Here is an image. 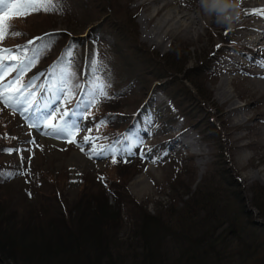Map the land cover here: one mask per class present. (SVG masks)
I'll list each match as a JSON object with an SVG mask.
<instances>
[{"label": "rangeland", "instance_id": "374dc122", "mask_svg": "<svg viewBox=\"0 0 264 264\" xmlns=\"http://www.w3.org/2000/svg\"><path fill=\"white\" fill-rule=\"evenodd\" d=\"M195 1L115 0L117 8L123 6L130 12L136 36L132 35L127 27L122 29L117 27L116 24L120 22V19H113L108 14L98 16L99 19L91 27L82 24L74 26V20L81 22L83 16L86 22L93 18L88 14L91 5H95L100 11H107L102 0H63V14L48 15L53 31L65 32L68 36L76 29L75 36L69 43L74 45L76 61L83 63L87 57L95 54L96 58L103 62L107 78L111 82L108 93L115 95L114 92H116V95L120 94V97L126 101L122 111L126 115L127 124L130 123V128L129 131H123L122 135L114 141L119 147L114 156L117 164H129L134 159H139L143 168L138 174L139 182L131 179L127 185V192L135 205L129 208L121 204V210H119L121 225L115 232L117 246L125 247L127 243L137 242L134 223L142 214L134 212L132 216V209L140 208L148 215L156 212L165 215V210L173 200L176 201L177 209L182 207V201L186 197L183 196L180 199L178 195L170 193L168 188V183L171 182L170 179L179 165L177 161L186 166L187 172L191 174L190 192L194 191L204 179L215 183L222 176L221 180L231 185L228 189L230 194L233 193L232 191H239L238 196L243 200L245 210L250 212V218L257 225L253 226V232L259 237H261L260 233L264 234V222L258 218V212L251 207L250 202L253 190L256 187H264V87L257 88L256 84L246 79L241 69L235 67L230 60L236 53L229 45L231 35L227 28L220 29L218 26L203 28L202 36L197 41L176 34L165 40L161 46L151 42L150 38L145 36V33L165 16L167 8L192 13L189 8ZM257 1L261 2V0ZM66 12L72 16L70 20L65 19ZM194 12V16H198L206 23L204 8ZM151 14H158V16L150 21ZM176 15H180L178 11ZM143 17L147 18L144 22ZM16 19L13 17L11 20ZM226 32L227 35H225ZM27 39L24 45H27ZM170 49H173L178 56H185L189 60L186 67L193 62L194 64L202 63L201 74L205 77L203 90L209 97V100L205 102L212 110L205 111L197 108L196 102L201 100L187 82L183 83L180 74L167 77L169 72L164 68L161 69L163 64L158 58ZM248 53L250 56L261 57L264 55V50L252 47ZM205 57L206 60H204ZM252 69L260 68L252 67ZM30 71L25 77L26 80L43 74ZM78 71L82 72V68ZM160 72L164 76L163 81H170L168 85L163 86L164 91L154 88V84L158 83L153 77L161 74ZM42 78L43 75L37 81L38 84L43 82ZM223 78L231 100L243 110L241 116L244 118V124L233 126L224 116L228 102L222 103L216 98L219 96L218 83L221 84ZM57 86L60 87L59 83ZM49 90L43 95L39 94L38 100L41 105L48 102L52 96L58 95L51 87ZM185 90L192 95L191 100L195 103L193 109L185 110V113H188L187 117L182 113L173 117L169 100L178 91L175 93L178 97L175 98L181 101L180 106H185L189 98ZM108 101L107 99L105 102ZM74 105V101L68 104L74 111H79ZM58 106L59 104H54L46 111L51 112L53 107ZM99 106L100 104L91 110V116L77 120L81 130L76 136L70 138L74 142L68 143L64 137L57 139L44 135L47 129L43 127L30 128L28 125L32 123L31 119L26 120L0 104V121L1 119L5 121V127L0 132V145L6 142L4 150L19 148L26 158L21 168L20 155L15 151L12 154L5 151L0 169L3 172L27 169L28 172L27 175H16L2 180L0 217L12 212L15 213L16 221H22L25 217L24 213L30 211L28 206L35 205L42 194L46 196L51 190L50 181H53L55 176L62 179L57 187H62L63 197L72 206L76 201L81 176L105 177V173L111 168L113 156L108 151V142L102 138L103 133L96 127V122L100 119L97 112ZM42 111L45 110L42 108ZM189 115L194 116L195 122L191 124L193 125V130H190L191 137L195 143L197 142V147L204 150L199 156L192 153L190 149L173 145L178 137L189 132L184 128L186 125L183 127L181 124L183 122L189 126L188 122L192 121ZM198 120L202 122L198 123ZM88 129L91 131H87ZM3 133L7 134V137H4ZM85 135L93 138L91 144L83 142ZM43 138L48 140H42ZM30 140L35 143H28ZM93 147L97 153L103 149V153L93 155L91 153ZM81 148L84 149L83 152ZM222 170L223 175H221ZM251 174H255L262 180L250 179ZM108 203L112 204V201Z\"/></svg>", "mask_w": 264, "mask_h": 264}, {"label": "trees", "instance_id": "16d2710c", "mask_svg": "<svg viewBox=\"0 0 264 264\" xmlns=\"http://www.w3.org/2000/svg\"><path fill=\"white\" fill-rule=\"evenodd\" d=\"M102 1L107 11H100L91 5L88 14L93 18L86 22L83 16L81 22L74 20V26L82 24L91 27L99 19L98 16L108 14L113 19H120L117 27H127L136 36L130 12L123 6L117 8L115 0ZM48 15L32 14L9 21L13 30L22 35L7 37L2 44L12 46L23 42L26 37L58 33L55 47L45 52L33 67L34 71L44 75L76 33V29L68 36L64 32H49L52 26ZM64 16L67 20L72 17L69 12ZM158 60L163 64L161 69L169 72L167 77L180 74L183 83L187 82L195 90L201 100L196 102L197 108L212 110L205 102L209 97L203 90L205 77L201 74L202 63L193 62L186 67L189 60L178 56L173 49ZM87 62L88 57L83 63L76 61L77 71L82 68L83 73L77 82L91 79ZM153 78L158 83L154 84V88L162 91L163 86L170 82L163 81L162 73ZM43 81L50 88L51 80H45L43 76ZM175 93L170 99L173 105L171 115L176 117L182 113L187 117L185 110L193 109L195 104L191 100L192 95L185 90L189 98L185 106H180L181 101L176 100L178 95ZM85 98L80 95L76 99ZM124 103L125 99L118 94L112 102H103L98 109V124L105 122L99 131L107 134L104 138L109 142H114L129 129L126 116L122 113ZM189 116L192 121L188 124L193 126L194 116ZM4 126L5 122L0 121V132ZM3 147L0 146V165ZM139 171L140 163L134 161L129 165L111 166L103 181L98 177L82 176L73 206L63 197L62 187H57L62 179L53 177L51 190L46 196L42 194L35 205L28 206L30 211L24 213L22 221H16L12 212L0 217V264H264V234L259 229L261 237L253 232V226L257 225L250 218V212L245 210L243 200L238 196L239 191L230 194L228 189L231 185L223 182L221 176L215 183L204 179L190 192L191 174L183 164L178 165L168 183L170 193L180 199L186 197L182 207L177 209L173 200L165 215L160 212L148 215L140 208L132 209V216L134 212L142 214L137 222H133L137 242L127 243L125 247L117 246L115 232L121 225L119 210L121 204L129 208L135 205L127 192V184ZM251 195V207L264 222V187H256Z\"/></svg>", "mask_w": 264, "mask_h": 264}, {"label": "snow or ice", "instance_id": "6c2138e0", "mask_svg": "<svg viewBox=\"0 0 264 264\" xmlns=\"http://www.w3.org/2000/svg\"><path fill=\"white\" fill-rule=\"evenodd\" d=\"M63 10V0H0V45L7 37L22 35L20 32L13 30L12 24L9 22L13 17L26 18L29 15L39 13L63 14ZM244 14L264 17V10H252V12H245ZM57 34L44 33L29 40L27 45L18 46L15 49L0 46V104H3L14 114L23 116L26 120L31 119L32 123L28 125L30 128L43 127L47 129L44 131V135L57 139L64 137L66 142L73 143L74 141L70 138L76 136L81 130L77 120L91 116V110L94 107L109 99L108 88L111 86V82L107 78L103 62L96 58L95 54L88 57L91 79L87 82L83 80L77 82L83 73L77 71L74 45H66L57 56L56 61L50 65L48 73L46 75L41 74L44 75L45 80H51V89L56 90L58 93V95L52 96L48 102L41 105L38 100L37 89L43 95L49 90V84L37 83L41 79V75L29 77L27 80L25 77L42 59L43 54L55 47V36ZM227 34L226 32L225 35ZM257 63L258 67L264 69V61ZM13 73H15L14 76ZM57 83L60 87H57ZM80 95L86 98L83 100L76 99ZM73 99H76V108L79 111H74L68 106ZM54 104H59V106L53 107L51 112L46 111ZM42 108L45 111H42ZM104 123V121H101L96 125L97 130ZM87 131H91V129ZM5 136L7 137V134ZM13 139L15 138L13 137ZM92 139V137L85 135L83 142L91 144ZM28 143L34 144L35 141L30 140ZM80 150L84 151L83 148ZM4 151L8 154H12L14 151L19 154L20 167L23 168L26 158L23 156L21 149L10 148ZM91 153L100 155L103 153V149L100 153H97L93 147ZM89 158L91 159L92 156L90 155ZM28 159L30 160V158ZM112 163H117L114 155ZM27 174V169L15 172L0 171V179H9L16 175ZM100 179L103 181V177Z\"/></svg>", "mask_w": 264, "mask_h": 264}, {"label": "bare ground", "instance_id": "6f19581e", "mask_svg": "<svg viewBox=\"0 0 264 264\" xmlns=\"http://www.w3.org/2000/svg\"><path fill=\"white\" fill-rule=\"evenodd\" d=\"M255 1L256 2L250 0H196L189 8L192 13H187L177 8V10L167 8L165 16L163 18L161 17L160 21L158 19L157 21L159 22L153 25L149 32L145 33V36L150 38L151 42L161 46L165 40L176 34L197 41L202 36L201 31L203 28L208 29L217 26L220 29L227 28L231 35V38L229 37L231 39L229 45L233 47L236 53L230 60L235 67L241 69V73L246 79H249L250 82L256 84V87L260 89L264 87V69L258 67L257 62L264 61V55L261 57L250 56L248 52L252 47L264 50V47H262L264 43V17L244 14L245 12H252V10H264V0H261V2ZM213 5H215V7H213ZM201 8H204L206 12V23L198 16H194V10L198 11ZM221 8L224 9L222 12L220 11ZM177 11L180 15H176ZM157 16L158 14H151L149 17L150 21ZM142 20L144 22L147 18L143 17ZM252 67H258L260 69H252ZM225 82L224 79L221 84L218 83L217 92L219 91V96L216 98L222 103L228 102L224 110V116L231 121V124L233 126L242 124L244 121V118L241 116L243 110L235 105V101L231 100V96L225 87ZM191 136L190 132H188L177 138L173 142V145L190 149L192 153L199 156L204 150L201 147H197V142L195 143ZM42 140L48 139L43 138ZM50 142L54 143L53 140H50ZM252 178L260 179L256 177L255 174H251L250 179ZM133 179H136L135 182H139L138 175Z\"/></svg>", "mask_w": 264, "mask_h": 264}, {"label": "clouds", "instance_id": "9594fccd", "mask_svg": "<svg viewBox=\"0 0 264 264\" xmlns=\"http://www.w3.org/2000/svg\"><path fill=\"white\" fill-rule=\"evenodd\" d=\"M223 10H224L223 8L220 9L221 12H222Z\"/></svg>", "mask_w": 264, "mask_h": 264}]
</instances>
